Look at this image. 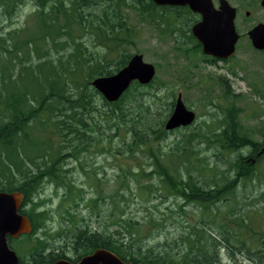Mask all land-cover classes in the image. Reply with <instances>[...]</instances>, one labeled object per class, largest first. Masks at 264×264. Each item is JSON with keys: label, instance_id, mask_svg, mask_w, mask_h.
<instances>
[{"label": "trees", "instance_id": "1", "mask_svg": "<svg viewBox=\"0 0 264 264\" xmlns=\"http://www.w3.org/2000/svg\"><path fill=\"white\" fill-rule=\"evenodd\" d=\"M25 4L31 12L16 24ZM130 14L182 56L201 52L190 32L199 17L186 7L0 0L8 23L0 25V192L23 196L19 212L32 229L8 237L9 247L20 264L76 263L96 249L133 264H232L246 255L264 264V231L239 194L242 182L257 180L252 163L263 162L264 140L251 138L238 109L219 105L215 123L167 132L173 99L163 103L146 92L154 80L134 82L113 103L91 87L132 56ZM220 84L229 98L228 83ZM174 132L176 141L167 144ZM98 156L111 159L113 176L94 166ZM48 188L52 196L41 199ZM168 225H176L174 239L163 234Z\"/></svg>", "mask_w": 264, "mask_h": 264}, {"label": "rangeland", "instance_id": "2", "mask_svg": "<svg viewBox=\"0 0 264 264\" xmlns=\"http://www.w3.org/2000/svg\"><path fill=\"white\" fill-rule=\"evenodd\" d=\"M227 1L236 8L234 23L239 34L236 50L231 59L211 62L210 57L201 52L193 53L191 50H186V55L182 56L174 50L175 43L172 40L159 38L153 26L138 21L134 14H130L129 23L136 27V35L134 43L126 48V52L129 55L136 52L141 54L144 62L155 67V83L152 88H145L146 92L156 93L162 98L163 103L174 100L178 94H181L185 106L196 114L195 123L188 129L196 130L206 124L215 123L217 118L222 117L217 106L233 104L238 109V120L241 126L248 131L253 140L260 142L264 140V52H257L251 47L246 33L256 24L264 23V10L260 6V0ZM213 2L217 7L218 0ZM30 10V5L25 4L19 9L13 21L21 24L26 15L31 12ZM246 12H249V16H245ZM7 24L6 19H0L1 26L5 27ZM183 47L189 49L191 44H185ZM221 80L224 83L227 82L232 91L227 99L223 95ZM171 93H174V98ZM158 110L161 111V108ZM176 137V132L171 134L167 144L176 141ZM208 154L211 156L209 152ZM110 160L106 161L98 156L93 162H95L94 166L105 167L108 176H113L115 172ZM122 162L131 166L135 163L133 160ZM256 173L257 180H254L252 184L249 182L240 184L241 193L239 194H242L244 203H249L253 207L251 211H248L253 224L264 231L263 162L259 161L256 165ZM78 176L79 181H82L83 175L80 173ZM52 194V189L48 188L40 198H50ZM131 208L141 210L135 205ZM161 208L158 214L164 212L165 207L161 206ZM253 210L255 212H252ZM175 226L168 225L163 231L166 238L174 239ZM256 261L246 255L244 258L240 256L232 264H258Z\"/></svg>", "mask_w": 264, "mask_h": 264}, {"label": "water", "instance_id": "3", "mask_svg": "<svg viewBox=\"0 0 264 264\" xmlns=\"http://www.w3.org/2000/svg\"><path fill=\"white\" fill-rule=\"evenodd\" d=\"M157 7H188L199 16L190 31L201 45V52L213 59L226 61L235 52L239 34L235 28L236 9L227 0H218L216 8L213 0H150ZM264 9V0L260 1ZM246 16L249 12L245 13ZM251 46L257 51L264 50V23H258L247 31ZM155 76V67L143 61L141 54L132 55L126 66L109 76H98L91 80V87L108 103L117 102L136 82L141 86L150 84ZM195 113L188 109L180 94L174 100L170 116L165 123L166 131L186 128L195 121ZM23 196L19 192H0V264H20L19 258L7 242L31 233L28 218L20 214ZM46 264H133L122 261L118 256L104 249H96L76 263L60 259ZM148 264V263H135Z\"/></svg>", "mask_w": 264, "mask_h": 264}, {"label": "flooded vegetation", "instance_id": "4", "mask_svg": "<svg viewBox=\"0 0 264 264\" xmlns=\"http://www.w3.org/2000/svg\"><path fill=\"white\" fill-rule=\"evenodd\" d=\"M186 8H188V7H186ZM192 14H193V13H192ZM198 17H199V16H198ZM198 20H199V18H198ZM198 20H196L195 22H193L192 25L195 24ZM192 25L190 26V29H191ZM190 32H191V31H190ZM210 61H211V62H217V60H216V59H213V58L210 59ZM262 155L264 156V153H263ZM262 155H259V156H262ZM257 163H258V162L253 161L252 164L256 165ZM263 164H264V160H263Z\"/></svg>", "mask_w": 264, "mask_h": 264}, {"label": "bare ground", "instance_id": "5", "mask_svg": "<svg viewBox=\"0 0 264 264\" xmlns=\"http://www.w3.org/2000/svg\"><path fill=\"white\" fill-rule=\"evenodd\" d=\"M195 121H196V118H195ZM195 121H194V123H195ZM194 123H193V124H194ZM193 124H192V125H193ZM164 129H165V125H164ZM165 131H166V130H165ZM167 132H170V131H167Z\"/></svg>", "mask_w": 264, "mask_h": 264}]
</instances>
